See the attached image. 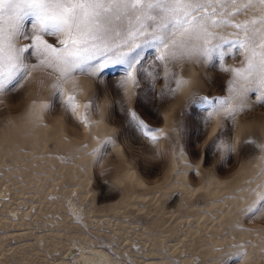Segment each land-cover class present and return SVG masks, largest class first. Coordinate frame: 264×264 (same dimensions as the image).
<instances>
[{"label": "rangeland", "instance_id": "1", "mask_svg": "<svg viewBox=\"0 0 264 264\" xmlns=\"http://www.w3.org/2000/svg\"><path fill=\"white\" fill-rule=\"evenodd\" d=\"M262 7L232 22L259 20ZM220 8L236 13L230 4ZM31 24L30 16L21 21L23 35ZM235 32L223 34L235 40ZM58 39L48 37L62 47ZM156 47L145 39L122 62L77 69L60 90L50 68L7 85L0 264H76L98 251L112 264H264V201L254 203L264 184V96L250 91L234 120L215 114L209 121L202 98L234 95L240 82L221 69L242 67L240 50L222 45L206 59L165 65L155 60ZM24 62L39 66L30 53ZM133 64L138 85L122 89ZM229 142L235 152L222 147Z\"/></svg>", "mask_w": 264, "mask_h": 264}, {"label": "snow or ice", "instance_id": "2", "mask_svg": "<svg viewBox=\"0 0 264 264\" xmlns=\"http://www.w3.org/2000/svg\"><path fill=\"white\" fill-rule=\"evenodd\" d=\"M242 2L244 0H0V96L18 77L27 80L34 71L45 68L59 73L52 87L60 90L63 83L72 79L75 70L98 69L106 63L122 62V58L145 39L156 43L155 60L165 65L198 56L206 59L213 50L230 45L240 50L244 64L240 68L221 70L230 72L233 82H240V87L228 101L213 97L202 99L209 106V121L215 114L234 120L248 107V92L259 90L264 96V7L259 10V20L244 24L232 22L234 15L242 11L251 14L255 5L264 6V0H246L241 8ZM223 4L236 7V13L222 12ZM29 16L31 29L28 35H23L21 21ZM218 16L228 19H213ZM228 28L236 29L235 40L223 34ZM49 36L60 38L58 43L62 47H55L48 40ZM21 39L27 43H20ZM26 53L36 57L39 66L25 63ZM98 57V63L91 64ZM129 83L133 89L138 85L135 64L122 75L119 86L124 89ZM72 99L68 97L69 101ZM128 112L139 127H147L132 109ZM31 118L38 123L39 112L31 113ZM150 131L144 134L147 136ZM222 147L226 152L236 151V146L230 142ZM260 148L264 151V144ZM257 197L254 203L264 201V184ZM238 255L243 257V253Z\"/></svg>", "mask_w": 264, "mask_h": 264}, {"label": "bare ground", "instance_id": "3", "mask_svg": "<svg viewBox=\"0 0 264 264\" xmlns=\"http://www.w3.org/2000/svg\"><path fill=\"white\" fill-rule=\"evenodd\" d=\"M76 264H112L108 255L102 251L91 255L82 254Z\"/></svg>", "mask_w": 264, "mask_h": 264}]
</instances>
